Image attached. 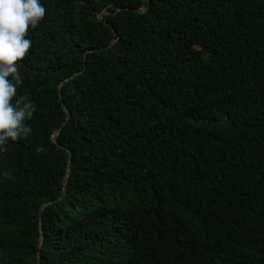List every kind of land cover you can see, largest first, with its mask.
Wrapping results in <instances>:
<instances>
[{
    "label": "trees",
    "instance_id": "16d2710c",
    "mask_svg": "<svg viewBox=\"0 0 264 264\" xmlns=\"http://www.w3.org/2000/svg\"><path fill=\"white\" fill-rule=\"evenodd\" d=\"M41 3L0 264H264V0Z\"/></svg>",
    "mask_w": 264,
    "mask_h": 264
},
{
    "label": "clouds",
    "instance_id": "9594fccd",
    "mask_svg": "<svg viewBox=\"0 0 264 264\" xmlns=\"http://www.w3.org/2000/svg\"><path fill=\"white\" fill-rule=\"evenodd\" d=\"M45 15L41 0H0V152L7 151L9 138L17 141L32 133L27 121L32 119L36 105L27 95L19 96L15 103L13 98L23 83L19 62L32 47L27 38L29 29L38 27ZM36 150L46 151L43 146Z\"/></svg>",
    "mask_w": 264,
    "mask_h": 264
},
{
    "label": "water",
    "instance_id": "95a60500",
    "mask_svg": "<svg viewBox=\"0 0 264 264\" xmlns=\"http://www.w3.org/2000/svg\"><path fill=\"white\" fill-rule=\"evenodd\" d=\"M53 138H54V141H56V136H55V135H54V137H53Z\"/></svg>",
    "mask_w": 264,
    "mask_h": 264
}]
</instances>
